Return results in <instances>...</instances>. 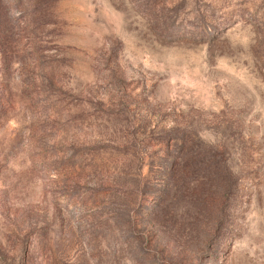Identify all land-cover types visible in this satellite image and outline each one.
<instances>
[{
	"label": "rangeland",
	"instance_id": "obj_1",
	"mask_svg": "<svg viewBox=\"0 0 264 264\" xmlns=\"http://www.w3.org/2000/svg\"><path fill=\"white\" fill-rule=\"evenodd\" d=\"M0 264H264V0H0Z\"/></svg>",
	"mask_w": 264,
	"mask_h": 264
}]
</instances>
